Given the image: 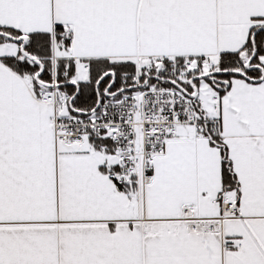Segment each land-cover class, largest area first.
Returning a JSON list of instances; mask_svg holds the SVG:
<instances>
[{
    "label": "snow or ice",
    "instance_id": "6c2138e0",
    "mask_svg": "<svg viewBox=\"0 0 264 264\" xmlns=\"http://www.w3.org/2000/svg\"><path fill=\"white\" fill-rule=\"evenodd\" d=\"M0 264H264V0H0Z\"/></svg>",
    "mask_w": 264,
    "mask_h": 264
}]
</instances>
